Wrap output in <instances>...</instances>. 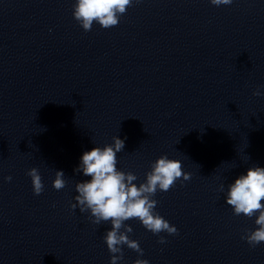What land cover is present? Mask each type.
<instances>
[{
	"label": "clouds",
	"instance_id": "1",
	"mask_svg": "<svg viewBox=\"0 0 264 264\" xmlns=\"http://www.w3.org/2000/svg\"><path fill=\"white\" fill-rule=\"evenodd\" d=\"M139 2L140 0H75L72 15L85 32L91 31L94 22L109 29L119 24L120 17L126 14L133 3ZM210 3L217 7L228 6L233 0H210ZM253 95L262 96L264 93L257 89ZM124 147L125 141L115 136L112 144L85 151L78 167L74 169L90 179L75 184L78 195L71 207L73 210L79 208L81 213L90 212L89 218L97 226L110 221L111 230L103 237L108 251L112 254L110 264H117L118 260L123 259V245L143 255L139 242L130 239L128 235L133 231L125 223L128 220L138 219L154 235L162 232L177 234V228L156 212L158 201L153 197L158 191H169L181 177L184 181L191 179V174L182 170L181 161L162 155L151 163V170L146 173V181L137 185L134 181L138 177L134 173L117 168V153L123 151ZM27 175L31 178L33 193L40 195L44 191V183L39 170L33 167ZM64 177L62 170L56 171L52 186L57 191L65 188L67 182ZM5 179L11 181L12 177ZM219 191L224 192V184L220 185ZM262 200L264 167H249L246 174L239 175L227 186L226 203L232 207L234 215L256 217L257 227L254 230L246 229L241 237L253 248L264 242ZM165 242L161 236L158 243ZM134 264H149V261L136 259Z\"/></svg>",
	"mask_w": 264,
	"mask_h": 264
}]
</instances>
